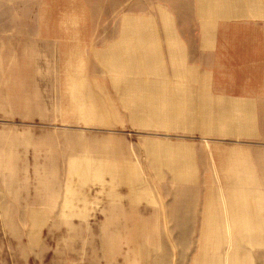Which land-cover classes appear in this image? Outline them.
<instances>
[{"label": "rangeland", "instance_id": "374dc122", "mask_svg": "<svg viewBox=\"0 0 264 264\" xmlns=\"http://www.w3.org/2000/svg\"><path fill=\"white\" fill-rule=\"evenodd\" d=\"M260 5L0 0V264H264Z\"/></svg>", "mask_w": 264, "mask_h": 264}, {"label": "crops", "instance_id": "0c3cea01", "mask_svg": "<svg viewBox=\"0 0 264 264\" xmlns=\"http://www.w3.org/2000/svg\"><path fill=\"white\" fill-rule=\"evenodd\" d=\"M260 6L264 7L263 5H260ZM208 8H209V10H214V5L212 3H209ZM228 10H233V9L229 8ZM241 15H243V13L238 15V16H241ZM149 88H151V87H149ZM221 114H222V118H221L222 122H220V125L222 126V128H224V130H222L224 132H226V131L237 132L239 130L242 131V129H244V128H246V129L250 128L248 122L245 123L244 121H242L240 119H235L234 112L229 108H225L221 112ZM247 116H249V115L246 114V118H247ZM232 155L234 157V161L232 162V165H233L232 171H234V173L232 175H236L237 172H235V171H238L240 173L239 175H241V173H242L241 176H243L245 174V172L243 170V168H245V165L243 162L237 161L238 156L241 154H239L238 152H235V153L233 152ZM242 180L243 181H241V182H237V181L230 182V181H228L229 190H236V191H243V192L244 191L245 192L246 191H253L252 189L246 187V177H242ZM245 202H246V206L244 205ZM118 205L121 206L119 203L116 202L114 204H111L110 208L111 207L116 208V207H118ZM235 206L236 207H248L249 210L247 211V213H246V210L244 212H242L244 215L248 214V216L250 217V220L252 219L253 221L258 220V221L264 222V218L260 217V213L257 212V210H253L254 207H263L262 204H260L259 202L257 204L256 203L248 204V200L246 201V194L243 195L242 202L235 203ZM249 207L252 208V210ZM110 210H113V209H110Z\"/></svg>", "mask_w": 264, "mask_h": 264}]
</instances>
